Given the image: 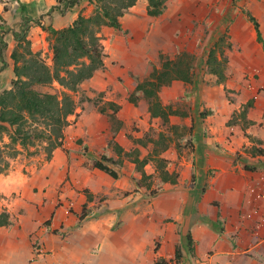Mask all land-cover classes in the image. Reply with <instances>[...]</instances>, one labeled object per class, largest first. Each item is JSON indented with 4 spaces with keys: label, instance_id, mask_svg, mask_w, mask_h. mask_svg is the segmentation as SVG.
<instances>
[{
    "label": "crops",
    "instance_id": "obj_1",
    "mask_svg": "<svg viewBox=\"0 0 264 264\" xmlns=\"http://www.w3.org/2000/svg\"><path fill=\"white\" fill-rule=\"evenodd\" d=\"M56 5L13 0L8 14L60 30L92 7L80 0L60 13ZM155 19L146 0H137L119 19L120 29L102 27L103 68L73 95L61 145L49 157L31 148L19 153L0 174V214L7 216L0 264H264V226L252 213L257 207L264 214V202L249 194L264 184V51L240 53L249 59L241 70L253 68L257 77L227 80L236 91L232 101L200 91L205 116L171 107L195 101L196 82L160 88V103L173 112L164 123L136 92L157 68L166 38H156ZM33 30L30 50L43 56L46 31ZM245 31L240 37L250 42ZM220 87L212 89L222 93ZM158 160L168 175L177 174L174 182L161 180ZM38 246L44 254L35 257Z\"/></svg>",
    "mask_w": 264,
    "mask_h": 264
},
{
    "label": "trees",
    "instance_id": "obj_2",
    "mask_svg": "<svg viewBox=\"0 0 264 264\" xmlns=\"http://www.w3.org/2000/svg\"><path fill=\"white\" fill-rule=\"evenodd\" d=\"M60 13L77 6L80 0H55ZM93 6L90 15L79 14L72 24L66 28L55 30L48 26L46 30L50 39L51 65H47L39 52L30 50V42L26 39V26L31 19L23 18L22 30L12 32L16 48L11 51L10 60L13 63L14 80L9 90L0 93V134L8 132L10 144H18L26 149L33 146L35 138L47 141L45 152L47 157L51 151L61 145L63 129L68 125L67 118L74 114L76 103L73 95L80 84L90 79L94 72L103 68V46L100 31L102 27L120 29L119 19L132 8L137 0H89ZM147 15L158 17L164 10V0H146ZM61 8V9H60ZM24 9L22 8V11ZM246 18L251 23L256 36V42L264 51V39L256 19L246 12ZM26 23V24H25ZM3 45L6 43L0 40ZM21 49L22 51H19ZM186 56V55H185ZM182 56L175 60H164L161 70L153 69L147 80L136 86V92L144 95L148 102L151 117L159 118L164 123L173 114L170 107L162 106L157 93L160 88L168 86L173 80L192 82V73L182 69ZM0 62L6 66V61L0 57ZM216 57L209 56V64H215ZM211 74L223 79L218 69ZM56 85L52 93H41L36 88ZM33 123L36 126L33 127ZM37 124L42 127L38 128ZM7 146V145H6ZM162 146V145H161ZM17 149H11L6 156L0 145V174L8 168V158L18 155ZM104 162L108 159L102 157ZM145 162L142 163V165ZM165 162L157 161L161 180L174 182L177 174L168 175ZM96 169L105 172L112 178L117 174L102 162H95ZM7 225V216L0 214V227ZM177 254V252H176Z\"/></svg>",
    "mask_w": 264,
    "mask_h": 264
},
{
    "label": "rangeland",
    "instance_id": "obj_3",
    "mask_svg": "<svg viewBox=\"0 0 264 264\" xmlns=\"http://www.w3.org/2000/svg\"><path fill=\"white\" fill-rule=\"evenodd\" d=\"M10 2L12 3L13 0H0V40L6 43V45H3L0 42V57L6 61V66H3L0 62V93L9 90L14 80L13 63L9 57L11 51L16 48L17 43L13 39L12 29H15L13 32L21 31L24 18L22 17V20L18 21L15 11L8 14L11 10ZM92 10L93 6L84 8L81 13L88 16ZM246 12H249L256 19L264 38V0H164V10L160 16L155 17L157 19L154 21L155 23L158 22L157 25L159 26L158 32L155 34L156 38L159 40L166 38L163 42H159V44H162V48L159 50L157 68L154 67L153 69L160 71L164 60H175L183 55L181 58L183 62L182 69L186 68L189 73H192V82H196L195 101L189 102V100H186L189 103L186 101L182 103L175 102L171 105L174 110L188 114V112H192V109H195L196 116H205L209 112L206 108L201 110L200 91L211 89L209 92L207 91L208 98L219 100V97H221L223 100L232 101L234 97L230 94L236 93V91L226 87L227 80L232 78L234 82L244 83L250 79L253 81L257 77L253 68H245V71L241 70L245 61H249V59L240 58V53L249 52L253 54L256 51L261 52L262 48H259L255 42L253 28L246 18ZM19 13L21 14L22 11L19 10ZM25 19L28 20L29 18L25 17ZM30 27L36 32L38 28L46 30L48 26H41L39 19L29 21L26 26L27 37ZM246 29L249 31L250 42L245 40L247 36L245 39L240 37V34L243 36V33L247 35ZM46 34L48 51L41 57L47 65H51V60L49 61V54L51 53L49 48L50 39L47 32ZM167 38L170 41H167ZM19 51L22 50L19 49ZM210 54L216 57L217 62L215 64H209ZM214 69H218L222 73V80L211 74V70ZM240 78L241 81H239ZM217 86L223 87L222 93H218L217 89H212ZM55 88H57L56 85L37 87L36 89L41 93H52ZM32 126L35 127L36 123H33ZM37 127L40 128L42 125L37 124ZM10 132L11 129L8 128V132L0 134V145L3 147L6 156L11 149H17L18 151L23 149L19 152L21 155L29 154L31 153L30 148L35 153L46 154V139L35 138L33 146L24 149L19 147L18 144H10L8 139V133ZM157 141L158 146H161L162 141ZM13 159L8 158V163H11Z\"/></svg>",
    "mask_w": 264,
    "mask_h": 264
},
{
    "label": "built area",
    "instance_id": "obj_4",
    "mask_svg": "<svg viewBox=\"0 0 264 264\" xmlns=\"http://www.w3.org/2000/svg\"><path fill=\"white\" fill-rule=\"evenodd\" d=\"M263 183V182H262ZM250 196L252 197V202H264V184L263 187H254L250 190ZM70 207V204L68 205ZM68 211V210H67ZM252 213L258 217L257 225L258 227L264 226V214L260 213L259 208H254ZM44 254V251L41 247H37L35 250V257H40Z\"/></svg>",
    "mask_w": 264,
    "mask_h": 264
}]
</instances>
